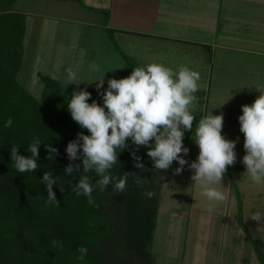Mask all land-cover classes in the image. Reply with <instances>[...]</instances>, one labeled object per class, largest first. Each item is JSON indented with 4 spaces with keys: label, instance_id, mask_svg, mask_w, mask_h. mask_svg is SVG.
Segmentation results:
<instances>
[{
    "label": "trees",
    "instance_id": "1",
    "mask_svg": "<svg viewBox=\"0 0 264 264\" xmlns=\"http://www.w3.org/2000/svg\"><path fill=\"white\" fill-rule=\"evenodd\" d=\"M17 1L0 0V264H155L150 244L157 233L163 170L154 169L143 146L136 155L142 157L145 168L135 167L132 152L136 148L129 141L130 147L118 152L111 170L113 176L131 173L124 192L114 191L112 185L96 187L92 204L87 196L73 192L79 173H64L73 163L66 147L79 132L89 134L73 121L67 107L77 85L48 77L38 97L20 81L26 57L27 15L16 10ZM79 88L92 93L89 103L95 100L103 105L96 86ZM202 114L193 109L194 133ZM9 118L12 124L5 127ZM35 139L42 144L37 161L40 167L35 172H18L11 161V147L17 146L21 155L30 156L27 151ZM47 144L59 150L50 161ZM74 163L82 164V160ZM235 168L229 166L227 173ZM46 171L57 176L53 191L59 205L46 202L42 182ZM87 175L93 183L99 179L95 172ZM138 177L144 179L142 184L136 183ZM146 192L154 195L149 198ZM240 223L244 225L241 213ZM251 241L264 264V240ZM81 247L88 250L83 259L79 258Z\"/></svg>",
    "mask_w": 264,
    "mask_h": 264
},
{
    "label": "clouds",
    "instance_id": "2",
    "mask_svg": "<svg viewBox=\"0 0 264 264\" xmlns=\"http://www.w3.org/2000/svg\"><path fill=\"white\" fill-rule=\"evenodd\" d=\"M65 71L71 84L75 83L76 72L70 67ZM89 71L99 72L100 68L93 63L89 65ZM104 76L105 74L91 82L96 83L103 105L95 100L89 103L92 93L79 88L80 83L86 81H81L78 85L75 83L77 89L72 92L67 104L73 121L89 133L79 132L77 138L66 147L68 158L73 163L65 167L64 173H79L78 184L72 187L73 192L87 196L89 204L94 203L92 193L96 187L106 189L112 185L114 191L124 192L131 173L113 176L111 170L118 161V152L130 147L131 141V145L136 148L132 152L135 167L145 168L141 162L142 157L136 155L143 146L148 149L147 156L155 170H168L173 162H177L180 167L175 169V173L181 174L188 165L194 171L192 180L199 183L203 196L209 201L227 202L229 196L226 192L214 185H223L228 167L235 165L237 141L222 135L223 114L213 115L211 111L199 120L195 138H192L199 148L198 157L190 164L185 159L190 153V149L184 146L185 132H193L195 117L192 106L196 100L194 94L203 87L201 73L187 64L173 68L152 60L135 67L128 77L108 79L106 89ZM256 90L260 95L252 104L242 105V115L238 119L240 132L244 134L246 153L242 160L246 168L243 177L256 185H264V87ZM11 124L12 120L9 118L5 127H10ZM41 145L40 140L35 139L27 151L30 156L21 155L17 146L11 147V161L18 172L37 171L40 167L37 161ZM44 146L49 153V161L59 154V150L51 144ZM77 160H82V164L74 163ZM89 172H95L99 179L93 183L87 175ZM143 180L138 177L136 183L142 184ZM42 182L47 190L46 202L59 205L53 191L57 176L53 171H46ZM145 195L151 198L154 193L146 192ZM250 218L264 222V212H251ZM56 243L53 241L54 245ZM78 251L81 253L79 258L83 259L88 250L81 247Z\"/></svg>",
    "mask_w": 264,
    "mask_h": 264
},
{
    "label": "crops",
    "instance_id": "3",
    "mask_svg": "<svg viewBox=\"0 0 264 264\" xmlns=\"http://www.w3.org/2000/svg\"><path fill=\"white\" fill-rule=\"evenodd\" d=\"M121 4H124V8L119 6ZM91 6H89L91 7L89 12L92 15L88 17V22L94 25V28L100 29L103 37L101 36L102 39L99 40V43L105 47H114L117 44H121L123 47L128 48L126 38H134L137 42H140L139 38L147 36L154 43L150 40L143 42L141 47H144L146 52L156 49L157 42L155 40L157 39L163 40V43L165 41L171 43L168 47L160 43L161 51L165 53V56L162 54L161 59H159V56H157L158 59H155L165 64V60L171 57L173 61L169 60L168 64H166L169 67L177 68L181 64H187L197 70L198 59L201 56L206 58L207 79L205 78V82L207 81V84L204 87V106L206 110L209 103L213 105L218 103V109L215 110V113L239 118L242 115V105H250L255 101L256 96L253 95V92H256V90L245 91L246 89L242 87L243 90L238 91V86L242 82L247 87L248 78L250 77H244L242 74L246 76L249 73L246 72L248 68L251 70L257 69L256 76H260L264 72V0H111L113 8L111 13H109V18H106L107 16L105 18L103 16L97 17V12L102 10L101 7L94 6L93 3H91ZM16 10L22 11L26 15H33L30 11L17 8ZM65 13L63 15L51 12L48 17L59 18L68 23H71V21L78 23L85 19L84 17H78L77 14L72 15L67 11ZM121 24L127 28L120 26ZM109 29L110 33L114 34L110 39L106 37V30L109 31ZM179 44H184L185 47ZM178 46L180 50H188V57L185 58L182 55H178V52H176ZM115 48L113 49L116 62L119 65L126 66L127 72H132L134 64L129 67L123 53L117 54ZM225 53H228L226 57L224 56ZM159 54L161 53L159 52ZM125 57L134 59L138 63L136 67L152 61L150 57H148L149 61H146V57H143V54L135 52V50L130 52L129 49ZM103 68H106L105 64H103ZM235 70L238 72H236L237 77H233ZM259 70L263 71L260 73ZM104 81L106 82L105 79ZM228 84L235 89L232 90L230 87L229 89ZM202 89L203 87H201V92L203 93ZM233 91L236 92V95L243 91L245 93L250 92L254 100L248 99L226 103L225 100L233 96ZM197 92L194 94L196 96V104L197 101H202L203 99V96L198 95ZM221 101L223 104H221ZM234 117V121L230 125L232 128H229V131H236V134H230L234 138L231 139L229 136L228 139L237 141V145H241L244 149V134L240 132L239 119L237 120ZM245 154V152L239 153L241 157L237 159L234 165L237 168L231 170L233 174L226 173L224 175L223 185H214V187L226 192L229 196L228 201H209L206 197L207 209H205L204 205L201 207L208 215L206 221L204 217L202 219L205 221L202 223L203 233L197 232L194 236H190L189 251L187 250L188 247H183L182 250L183 256L188 251V264H218L219 261V264H261L254 247H251L252 249L247 254L244 247L246 238H248L247 232L251 239L264 240V222H258L250 218L251 212L254 213L256 210L264 212L263 207L256 208L257 205L264 204V191L258 190L255 195L247 198V193L243 189L246 184L244 180L247 179V177H243V173L246 171L242 162ZM240 182H243L242 187H239ZM249 184H253L256 188L258 186L264 188V185H256L251 181ZM199 187V183H195L193 190H196L197 201H194V196L192 195L189 200L190 213L193 212V218L197 214L198 209L196 206L200 208V205H202L199 203L200 198H202V191ZM255 199L259 202L257 205L254 202H250V200ZM247 200L248 203H246ZM210 207L211 210H209ZM219 207H223V213V210L221 211ZM226 208L228 210L225 214ZM160 210L157 233L159 235L160 233L166 234L171 238L175 232L167 227V221L163 220V222L161 221L162 224L160 223L161 216L164 218L165 214H167V209L162 207ZM183 212L186 215L185 211ZM240 213L242 214L244 225L239 223ZM221 219L222 223L219 225ZM225 220H227V223L224 222ZM165 222L166 224H164ZM243 226H246L247 229H244ZM214 227L221 228L222 231L220 232L225 236L219 235ZM169 230L171 234H169ZM176 230L177 233L182 230L187 238L189 234L187 229L185 230L181 226ZM218 236L220 241H218L217 245L215 241ZM221 241L223 245L219 246ZM185 245H188L187 241Z\"/></svg>",
    "mask_w": 264,
    "mask_h": 264
},
{
    "label": "rangeland",
    "instance_id": "4",
    "mask_svg": "<svg viewBox=\"0 0 264 264\" xmlns=\"http://www.w3.org/2000/svg\"><path fill=\"white\" fill-rule=\"evenodd\" d=\"M91 3H93L94 6H100L102 9L101 11L97 12V17L103 16L105 18L107 16L106 18H109V13H111L113 8V6H111V0H19L17 2V9L30 11L33 13V15H27V33L25 38L26 57L24 62V70L21 73L19 79L36 96H42V90L45 85V80L48 77L55 78L61 81L62 84H71L72 82L67 79V74L65 71L69 67L72 68V70L77 74V80L75 81V83L78 85L81 81H86L80 83L81 86L86 87H95L96 83L91 82L102 78L104 74V79L106 80V82L111 78L121 79L128 77L132 72H127L126 66L119 65L118 62H116V57L114 56L115 54L113 49L115 47V52H117V54L123 53L125 60L129 64V67L133 63L134 65H132L134 68L138 63L134 59V62H129V60L126 59L125 55L128 53V49L130 52H134L135 50V52L143 54V57H146V61H149L148 57H150L151 60H155L158 59L157 56H159V59H161L162 54L163 56H165V53L161 51L160 45L163 44L167 45L168 47V45H171V43L167 41L163 43V40L157 39L155 40L157 42L156 49L154 51L146 52L145 48L141 47L143 45V42L145 43L146 41L150 40L152 43H154V41L152 39H148L147 36H143L144 38H139L140 42H137L134 38H126L128 48L123 47L121 44H117V46L115 45L114 47H105L103 44H100L99 40L102 39V32L100 31V29L94 28V25L88 22V17L92 15V13L89 12V9L92 7ZM119 6L121 8H124V4H121ZM66 11L69 14H77L78 17H84L85 19H82V22L78 23L72 21L71 23H68L59 18L48 17V14L51 15V12L65 15ZM120 26H124V28H127L123 24H121ZM113 36L114 34L110 33V29L109 31L106 30V37L108 39L112 38ZM179 45L185 47L184 44ZM187 51L186 49L180 50L179 46L176 49L178 55H182L185 58L188 57ZM159 52L161 54H159ZM226 54L228 53L224 54L225 57ZM169 60L173 61V59L169 57L165 60V64H168ZM206 61L207 59L202 58L201 56V58L198 59V65L196 67L197 71L201 73V83L203 85V93L201 92V88L197 93L198 95L203 96V99L202 101H197V104L195 100L192 106L195 111L203 113L202 117L208 115L211 111L216 115H220V113H215V110L218 109V103L214 105L212 103H209L207 110L204 106V87L207 84V81L205 82V78L207 79V68L205 67ZM102 62L103 64H105L106 68H103ZM93 63L99 66V72L89 71V65ZM259 71L261 73L263 70ZM234 72L235 73H233V77H237V70H235ZM246 72H249L246 76L244 74L242 75L244 77H250L248 78L247 87L243 85L242 82H240L239 86L237 85L239 87L238 91L243 90L242 87L246 89H244L245 91H253V89L256 90V88L258 87H264V72L260 76H256L257 69L251 70L248 68ZM227 86L228 88H232V90L235 89L229 84ZM233 92V96H230L225 100L226 103H234L235 101H245L248 99L254 100L250 92L245 93L243 91L237 95L235 91ZM253 93L256 98L258 97V94H260L257 90ZM221 104H223L222 101ZM233 117L234 116L227 117L224 115L222 135H224L227 139L229 138L230 134H236V131H229V128H232L230 127V125H232L231 122L234 121ZM234 118L236 119L237 117L235 116ZM194 134L195 133L192 131L185 132L184 146L190 149V153L185 157V159L189 161V164L195 161L199 154V148L193 140L195 138ZM232 138L234 137H231V139ZM235 151L238 156L237 159L241 157L239 153L242 154V152H245L241 145H237ZM178 167H180V165L177 162H173L172 166L168 170H163L161 172L162 186L160 203L161 208L164 207L165 209H167V214H165L164 218L161 216L160 223L161 221L163 222V220L167 221V227H169L170 230H173L175 234L171 238L166 234H155L154 241L150 244V249L155 259V264H188L187 257L190 246V236H194L197 232L203 233L202 223L204 220L202 219L204 217L206 221L208 216L206 212L201 209L203 205L205 206V209H207L206 197L202 195V198H200L199 200V203L202 205H200V208L196 206L198 210L196 216L193 218V212L190 213L189 200L191 199L192 195L194 196V201H197L196 190H193L195 186V183L192 180L194 171L191 170L188 165H186L181 174H176L175 169ZM244 181L246 184L243 186V189L245 190V193H247V198L255 195L258 190L264 191L263 187L258 186V188H256L253 186V184L250 185V181L248 178ZM242 184L243 182H240L239 187H242ZM199 188L202 191V188ZM250 202H254V204L256 205L259 203L257 199L250 200ZM195 203L199 205L197 202ZM246 203H248V200ZM261 207H263L262 209H264V204L256 206L257 209ZM219 208L221 209V211L223 210V207ZM227 210L228 208H226L225 214L227 213ZM183 211H185L186 215H184ZM223 212L224 210L222 211V213ZM224 222L227 223V220H225ZM221 223L222 219L221 221H219V225H221ZM164 224H166V222ZM181 226L182 228L184 227L185 230L187 229V231L189 232L187 238L182 230L177 233L176 229ZM243 228L247 229L246 226H243ZM215 229H217L219 235L225 236L222 232H220L222 231L221 228L217 227ZM170 230L169 234H171ZM164 231L166 230L164 229ZM247 234L248 238H246L247 240L244 245V247L246 248V254L250 252V250L252 249L251 247H255L252 244L251 236H249L248 232ZM164 237L165 239L163 240ZM186 241L188 245H185ZM218 241H220L219 236L215 241L217 245ZM220 243L221 244L219 246L223 245L222 241ZM183 247H188V251H186V254L184 256L182 253ZM254 251L256 252L255 248Z\"/></svg>",
    "mask_w": 264,
    "mask_h": 264
}]
</instances>
